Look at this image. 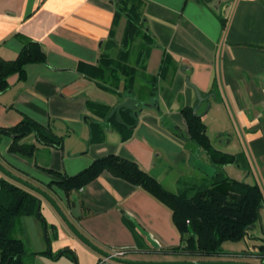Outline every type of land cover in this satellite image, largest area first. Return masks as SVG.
Returning a JSON list of instances; mask_svg holds the SVG:
<instances>
[{"label": "crops", "instance_id": "1", "mask_svg": "<svg viewBox=\"0 0 264 264\" xmlns=\"http://www.w3.org/2000/svg\"><path fill=\"white\" fill-rule=\"evenodd\" d=\"M123 9L133 10L137 21L130 25ZM29 42L38 43L45 61L27 64L24 77H8V88L0 91V127L30 120L63 140L46 143L29 134L20 141L34 146L26 156L10 149L12 135L2 134L0 156L7 169L52 190L74 226L98 247L111 253L131 247L126 258L158 261V251L181 242L166 204L108 170L68 193L57 182L116 155L177 193L183 177L206 176L194 167L196 159L210 163L188 138L182 108L194 107L214 147L239 155L226 173L257 184L263 194L259 221L245 240L232 242L239 246L224 243L228 255L222 258L262 264L264 253L257 249L262 242L256 239L264 240V0H0V57L15 60ZM104 55L139 70L132 91L123 84L112 87ZM128 71L123 68L122 82ZM145 75L156 79L155 87ZM130 97L140 102L137 116L125 106L114 112ZM23 189L43 206L44 197ZM46 207V223L36 215L20 222L34 264H121L86 245L50 203ZM66 249L75 259L68 252L57 256Z\"/></svg>", "mask_w": 264, "mask_h": 264}, {"label": "trees", "instance_id": "2", "mask_svg": "<svg viewBox=\"0 0 264 264\" xmlns=\"http://www.w3.org/2000/svg\"><path fill=\"white\" fill-rule=\"evenodd\" d=\"M126 11L130 25L135 23L137 16L134 11L128 9ZM145 36L148 40L151 39L148 34ZM45 58V54L35 42L26 44L15 60L0 57V91L8 88L10 75L19 73L24 77L27 64L44 62ZM101 62L105 70H111L114 80L123 78V68L129 69L124 75V86L127 92L133 90L139 70L129 68L121 60L113 62L108 55L102 56ZM144 77L151 88L155 87V78L147 75ZM153 92L152 90L150 94ZM182 114L187 124L189 140L207 155L210 164L216 168L213 177L204 176L202 179L183 177L179 181L178 192L172 193L151 174L141 169L136 162L109 155L96 159L90 167L73 177L60 176L57 184L68 193L81 188L101 172L108 170L142 187L172 210L174 224L181 235L180 244L171 248L172 251L204 257L225 256L228 252L224 248V243L245 240L250 227L259 221L263 194L257 184L251 185L236 180L226 173L225 166L239 162V155L229 154L214 147L207 133L206 124L195 112L194 107L182 108ZM135 121L136 118L133 122ZM32 133H36L38 138L46 143L61 145L63 140L51 133L47 134L43 127L30 120H23L13 127H0V136L9 134L14 138L10 149L26 156L33 155L34 146L20 141ZM2 193L6 198H2ZM39 201L40 198L35 194L6 179L0 180V264H26L25 244L21 238L14 235V229L24 216L36 215L46 223L41 211L37 215ZM49 240L51 241L50 238ZM67 252L75 259V253L67 249L57 256ZM47 253L49 254V251Z\"/></svg>", "mask_w": 264, "mask_h": 264}, {"label": "water", "instance_id": "3", "mask_svg": "<svg viewBox=\"0 0 264 264\" xmlns=\"http://www.w3.org/2000/svg\"><path fill=\"white\" fill-rule=\"evenodd\" d=\"M185 68L186 67H183V69H185ZM187 83L192 88H194L198 98L202 101L204 99V97L202 95V92L199 90V88L194 83L190 82L189 79L187 80ZM124 106L134 110L135 115L136 116L138 115V109H140V102L138 100H136L135 98H133V97L128 98L127 101L118 105L114 112H116L118 109H120L121 107H124ZM116 119L119 123H122V119H121L119 112L116 113ZM193 165L195 168L200 170L202 173H204L208 177H213L216 173V168L213 165H211L210 163H207V162H205L199 158L194 161ZM0 170L6 176L11 178L12 180L18 182L19 184L33 190L34 192H36V193L40 194L42 197H44L54 207V209L57 211V213L60 215V217L66 222L68 227L73 231V233L79 239H81L86 245H88L93 250L98 252L101 256H103L104 258H106L110 261L121 263V264H253V263L242 262V261H228V260H219V261H143V260H134V259L126 258V257L116 256L113 253L105 251L104 249L98 247L96 244H94L92 241H90L87 237H85L74 226V224L70 221V219L68 218L66 213L62 210V208L57 203V201L47 191H45L44 189H42L41 187H39L35 184H32L31 182L23 179L22 177L12 173L4 165H2V163H0ZM40 206H41V201H39V204H38L37 215L40 212ZM253 227H255V225L250 227V230ZM138 228L147 237L148 241L151 243L152 246L159 247V243L154 238H152L148 232L143 230L140 226H138ZM44 231H45V233L47 232L46 227L44 228ZM256 240H259L262 242V244L259 245L257 247V249L260 252V254L264 253V240L261 238L256 239ZM262 264H264V261L262 262Z\"/></svg>", "mask_w": 264, "mask_h": 264}, {"label": "rangeland", "instance_id": "4", "mask_svg": "<svg viewBox=\"0 0 264 264\" xmlns=\"http://www.w3.org/2000/svg\"><path fill=\"white\" fill-rule=\"evenodd\" d=\"M140 28H141V30H140V36L139 37L143 36V33H144L143 25H140ZM122 84L125 85V82L124 81L122 82V79L121 80H114L112 87L114 86V87L118 88V87H121ZM25 144L30 145V143H27V142H25ZM0 163H2V165H4L5 167L10 168L9 164L1 156H0ZM0 174L6 176L1 170H0ZM6 178L9 179L7 181H14V180L10 179L8 176H6ZM15 184L19 185V183H17V182H15ZM20 186H23V185L20 184ZM23 188L29 189L25 186H23ZM44 188L47 190L48 193H50L52 196L56 197V201L59 204V199L57 198L58 196L55 195V193L52 190H50L47 186L44 185ZM2 198H6V195L3 193H2ZM48 204H49V202L46 199H43V206L40 209V211L43 213V215L48 214V209L46 207V205H48ZM51 207L54 209V207L52 205H51ZM54 211H56V210L54 209ZM48 224H50V223L48 222ZM23 233H24V225L20 223L14 229V235L21 238V236H23ZM44 234L46 235L45 231H44ZM225 245H226V247H229V246L231 247V245L239 246L238 244H233L232 242H227ZM27 250H29V248L26 249V251ZM156 255H157L156 257H159V259H160L158 261H219V260H231V259H233V258H229V257L222 258L223 256H220V257L219 256H208V257L195 256V255L181 253V252H174V251H172V249H163L161 251H158ZM25 259H26L25 260L26 264H34L32 259L30 258V256H28V254H27ZM36 264H38V263H36Z\"/></svg>", "mask_w": 264, "mask_h": 264}, {"label": "built area", "instance_id": "5", "mask_svg": "<svg viewBox=\"0 0 264 264\" xmlns=\"http://www.w3.org/2000/svg\"><path fill=\"white\" fill-rule=\"evenodd\" d=\"M133 249L131 247L128 248H120V249H116L114 250L112 253L116 256L119 257H126L128 253L132 252Z\"/></svg>", "mask_w": 264, "mask_h": 264}, {"label": "flooded vegetation", "instance_id": "6", "mask_svg": "<svg viewBox=\"0 0 264 264\" xmlns=\"http://www.w3.org/2000/svg\"><path fill=\"white\" fill-rule=\"evenodd\" d=\"M1 179H5V178H3V177L0 176V180H1ZM10 179H11V178H10ZM15 182H16V181H15ZM17 183H18V182H17ZM30 190H31V189H30ZM40 201H41V200H40ZM41 207H42V202H41L40 209H41Z\"/></svg>", "mask_w": 264, "mask_h": 264}]
</instances>
